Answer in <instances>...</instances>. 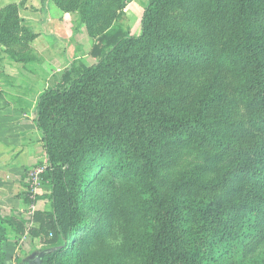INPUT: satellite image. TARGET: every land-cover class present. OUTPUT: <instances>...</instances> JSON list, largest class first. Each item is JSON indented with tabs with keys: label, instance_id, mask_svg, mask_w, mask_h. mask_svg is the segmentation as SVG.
I'll return each instance as SVG.
<instances>
[{
	"label": "rangeland",
	"instance_id": "374dc122",
	"mask_svg": "<svg viewBox=\"0 0 264 264\" xmlns=\"http://www.w3.org/2000/svg\"><path fill=\"white\" fill-rule=\"evenodd\" d=\"M148 1L0 0V219L17 217L28 228L21 234L2 224L0 264H19L49 244L54 223L35 221L34 215L52 212L53 184L71 191L80 212L67 227L73 246L54 255L52 264H150L158 224L153 204L145 205L148 199L162 196L169 203L179 198L185 206L224 196L210 186L219 185L238 158L215 146L205 132L214 130V140L223 142L245 140L254 131L244 104L234 97V79L206 60L228 35L226 25L211 16L207 1L164 6L148 37L129 51L104 59L111 47L103 41L102 53L93 54L104 34L122 30L139 36ZM161 46L167 47L163 59L147 64V57L158 51L153 49ZM187 49H197L199 58ZM72 61L101 64L87 84L50 102L46 141L36 123L37 103ZM145 67L155 78L147 85L149 95L177 113L201 114L206 130L195 134L206 137L202 144L192 138L165 140L149 163L140 142L148 128L133 111L144 96ZM92 101L89 111L85 103ZM97 115H106L107 123H116L119 130L111 148L113 132ZM116 149L126 150L124 156L134 164L130 170L113 163ZM194 176L196 181L188 182ZM203 223L193 219L189 229L201 245L198 264H264V231L219 239L212 230L209 236L215 239L205 246ZM256 228L249 223L248 229Z\"/></svg>",
	"mask_w": 264,
	"mask_h": 264
},
{
	"label": "trees",
	"instance_id": "16d2710c",
	"mask_svg": "<svg viewBox=\"0 0 264 264\" xmlns=\"http://www.w3.org/2000/svg\"><path fill=\"white\" fill-rule=\"evenodd\" d=\"M92 1V0H90ZM186 0H149L144 10L141 22V34L139 36L124 33L122 30L104 34L98 38L94 46L93 54L102 53V42L111 48L103 56L111 59L114 54L129 51L133 46L147 38L151 32L155 18L164 6L174 7ZM211 16L223 22L228 30V35L223 44L212 54H207V62H211L219 71L231 75L236 82L233 85L234 97L244 104L246 116L254 133L247 139H226L221 142L214 140V130H204L202 115L193 118L191 114L177 113L173 107L160 105V101L148 93L147 85L154 83L152 72L144 68L141 72L142 87L140 93L144 95L134 107L143 117L144 127L148 133H143L140 142L143 145L148 163L158 157L159 150L163 148L164 141L170 143L180 138H192L205 141L203 133L201 136L197 131H206V136L215 146L224 149V153L237 156V163L223 173L221 183L210 186V189L224 191V196L219 199H210L206 203L194 200L181 203L182 199L174 198L169 203L161 196L148 199L146 206L153 204L151 209L153 222L158 224V230L150 244V264H198V251L201 245L192 238L189 231L190 224L201 219L202 241L207 246L213 239L209 236L210 231L219 239H237L247 233L259 234L264 231V0H206ZM58 2V1H57ZM60 4V3H59ZM172 40V39H171ZM135 49V48H134ZM155 56L149 55L146 63L162 60V54L167 50L166 46L153 49ZM193 58L198 57V50L187 49ZM118 58V57H116ZM115 58V59H116ZM199 58V57H198ZM186 59V58H185ZM142 60L144 61L143 57ZM204 60L201 58V61ZM101 63L87 65L83 62L72 61L67 66L58 82L44 91L40 96L35 111L38 129L48 141V125L46 123L48 105L53 100L67 98L76 92L82 84L95 75ZM144 92V93H143ZM89 111L95 105V101L86 102ZM135 101L132 102V105ZM203 106L198 112L202 111ZM84 109V108H83ZM98 116L99 121L109 125L113 137L108 144L111 148L118 138L119 130L116 123H107L106 115ZM189 129L186 131V129ZM145 132V130H144ZM213 134V135H210ZM48 146V142L46 143ZM148 144V145H147ZM125 146V145H121ZM158 150V153L157 151ZM117 158L114 164L124 166L130 170L134 165L130 162L125 151L116 149ZM48 154L52 159V149L48 147ZM192 179L196 181L194 176ZM80 212L79 200L74 201L70 190H63L56 184L52 186V212L49 214L36 213L34 220L49 225L54 223V231L48 240L46 247L54 248L44 256L46 264H52L50 259L59 252L67 251L73 246L71 233L67 227L73 225ZM257 227L254 231L249 228V223ZM13 225L18 233L25 234L28 230L26 224L17 217H10L7 221L0 219V233L3 231L2 224ZM42 230L49 236V231ZM214 230V231H212ZM34 234L40 235L39 231ZM204 234V235H203Z\"/></svg>",
	"mask_w": 264,
	"mask_h": 264
},
{
	"label": "water",
	"instance_id": "95a60500",
	"mask_svg": "<svg viewBox=\"0 0 264 264\" xmlns=\"http://www.w3.org/2000/svg\"><path fill=\"white\" fill-rule=\"evenodd\" d=\"M53 250L54 248L51 247H43L22 259L19 264H46L43 261L44 256Z\"/></svg>",
	"mask_w": 264,
	"mask_h": 264
}]
</instances>
